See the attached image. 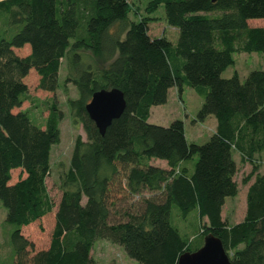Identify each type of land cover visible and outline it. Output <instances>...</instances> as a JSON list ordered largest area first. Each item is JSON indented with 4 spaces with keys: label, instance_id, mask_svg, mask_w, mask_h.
Listing matches in <instances>:
<instances>
[{
    "label": "trees",
    "instance_id": "16d2710c",
    "mask_svg": "<svg viewBox=\"0 0 264 264\" xmlns=\"http://www.w3.org/2000/svg\"><path fill=\"white\" fill-rule=\"evenodd\" d=\"M161 3L178 30L175 42L149 34L152 16L130 19L129 0H0V200L14 225L11 264H97L92 246L101 237L141 264H176L209 232L231 264H264V170L248 187L243 219L229 223L221 215L225 197L238 191L233 151L253 171L264 166V67L244 79L236 70L222 75L234 52L264 51V25L248 23L264 17V0H149L145 9ZM25 43L28 53L14 50ZM63 57L65 79L78 92L69 107L86 138L75 137L49 242L33 249L21 228L54 206L45 178L63 111L52 99L42 125L14 108L30 68L39 87L56 89ZM184 85L202 97L193 120H217L202 143L187 140L182 118L148 120L170 87L181 96ZM111 87L123 91L125 108L101 133L85 105L95 90ZM13 168L20 169L14 179ZM191 210L194 223L183 231L175 216Z\"/></svg>",
    "mask_w": 264,
    "mask_h": 264
},
{
    "label": "rangeland",
    "instance_id": "374dc122",
    "mask_svg": "<svg viewBox=\"0 0 264 264\" xmlns=\"http://www.w3.org/2000/svg\"><path fill=\"white\" fill-rule=\"evenodd\" d=\"M148 1L149 0H129L130 9L127 14L128 17L130 19H138L139 16L142 15L152 16L153 18L150 19L149 22V34L152 36L164 34L175 41L178 36V30L166 21L164 4L161 3L155 10L148 12L145 9ZM248 23L250 25H264V17L251 18L248 20ZM14 50L23 55L30 51V46L28 43H25L21 47H15ZM78 50L83 52L82 49ZM87 53L88 52H84V54H86L85 58H88ZM90 55L89 58L97 61V56L95 54ZM233 57L235 60L234 63L228 65L222 71V75L225 77L230 76L233 71L236 70L240 78L244 79L250 70L264 67V51H239L234 52ZM66 75L67 59L63 57L58 72V85L54 91H51L38 86L39 74L34 68H30L28 73L23 77L28 87L26 95L23 102L14 108L15 111L18 109L27 110L30 116L42 125L44 124V120L48 113V106L52 99L55 98L57 100L58 106L63 111V117L59 122L60 139L51 146L50 172L45 178L47 190L54 201V206L51 211L31 223L23 225L21 228L24 235L33 242V249L45 247L49 242L54 224V212L61 195L62 177L69 165L75 137L80 133L83 139L86 138L82 123L72 115L69 107V99L76 97L78 92L76 85L72 81H66ZM182 99L181 101L178 98L176 91L170 92L167 101L161 104H155L151 107L150 121L166 124L174 118H182L185 120L188 139H194L192 141L202 143L207 139L210 133L209 120L207 119L205 122L198 121L195 124H191L193 123L191 122V118L199 108L202 97L194 88L184 85ZM257 161L259 162V160ZM19 172V168H13L11 170L12 178H17ZM243 172H245V170L239 165L236 173L238 185L243 184L242 177L247 171L245 173ZM148 192L149 191H146L145 194ZM132 198L133 195L130 199ZM83 200H85V197ZM242 202L243 197L240 196L239 193L238 197L234 199L236 213L243 209L244 206ZM229 203L231 202L229 201L225 207L226 212L230 208ZM193 214L194 211H190L186 218L182 215H177L174 221L183 231L185 229L190 231L194 223ZM5 216L6 208L0 200V262L3 264H11L12 247L10 245V231L13 229L14 225L7 222ZM92 255L97 264H141L137 260L129 257L121 244L114 243L103 237L97 238L93 242Z\"/></svg>",
    "mask_w": 264,
    "mask_h": 264
},
{
    "label": "water",
    "instance_id": "95a60500",
    "mask_svg": "<svg viewBox=\"0 0 264 264\" xmlns=\"http://www.w3.org/2000/svg\"><path fill=\"white\" fill-rule=\"evenodd\" d=\"M85 107L99 131L104 133L111 120L124 110L125 97L117 87L101 88L92 93ZM176 264H231V260L220 237L209 232L198 248L181 252Z\"/></svg>",
    "mask_w": 264,
    "mask_h": 264
},
{
    "label": "crops",
    "instance_id": "0c3cea01",
    "mask_svg": "<svg viewBox=\"0 0 264 264\" xmlns=\"http://www.w3.org/2000/svg\"><path fill=\"white\" fill-rule=\"evenodd\" d=\"M175 27V26H174ZM176 28V27H175ZM177 39V38H176ZM173 41V40H172ZM176 41V40H175ZM175 41H173V42H175ZM240 77V76H239ZM245 78V77H244ZM174 91H176L177 92V88L175 87V86H172V87H170L169 88V90H168V94H167V100H168V96H169V94H170V92H174ZM177 94H178V92H177ZM178 98L182 101L183 99H182V93H181V96H179V94H178ZM166 100V101H167ZM153 106V105H152ZM151 106V107H152ZM151 107H150V112H149V116H148V120L150 121V117H151ZM194 115H195V113H194ZM213 115V114H212ZM208 115L205 119H203V120H201V121H203V122H205L207 119L209 120V125H210V133H209V135H208V137L216 130V125H217V120H216V118H215V116L213 115ZM194 117V116H193ZM193 117L191 118V122H193V123H191V124H195L196 122H198V120L197 121H194L193 120ZM171 121V120H170ZM169 121V122H170ZM150 122H153V121H150ZM168 122V123H169ZM183 122H184V132H185V136H186V138H187V140L188 141H192V140H194V139H192V140H189L188 139V137H187V134H186V127H185V120L183 119ZM154 123H156V122H154ZM168 123H166V124H163V123H159V124H163V125H167ZM192 137H193V135H192ZM207 137V138H208ZM233 158H234V160H235V162H236V167H237V170H236V172H235V174H234V179L237 181V179H236V173H237V171H238V167H239V165H241L242 166V169L243 170H245V172H243V173H245V175H243V184L242 185H238V182H237V185H238V191H237V194L236 195H234V196H226L225 197V201H224V204L222 205V209H221V215H222V218H224V219H226L229 223H234V222H238V221H240V220H242L243 219V217H244V215H245V212H246V194H247V190H248V187H249V185L253 182V180H254V174H255V172H263V170H264V166L263 165H260L259 166V168H257L256 170H252V164L249 162V161H247V160H244V159H242L241 158V156H240V153H239V151L238 150H234L233 151ZM150 162L151 163H153V164H156V165H159V166H161V167H168V164H167V160L166 159H164V158H159V157H151L150 158ZM159 163V164H158ZM252 172V173H251ZM251 174V175H250ZM250 175V176H249ZM241 191V192H240ZM146 193V192H145ZM149 193V192H148ZM147 193V194H148ZM239 193H240V196H242L243 197V209L242 210H240L238 213H236V205H235V203H234V199L236 198V197H238V195H239ZM231 202V203H229L230 204V208L227 210V212L225 211V207H226V205H227V203L228 202ZM192 211V210H191ZM226 213H227V216H226ZM189 214V212L187 213V215ZM194 215V214H193ZM198 219H199V217H198ZM207 219V217L206 216H204L203 217V220H206ZM196 222V224H197V221H195Z\"/></svg>",
    "mask_w": 264,
    "mask_h": 264
}]
</instances>
